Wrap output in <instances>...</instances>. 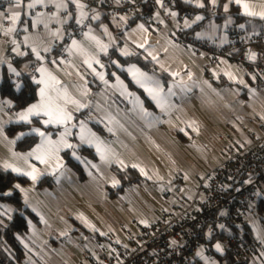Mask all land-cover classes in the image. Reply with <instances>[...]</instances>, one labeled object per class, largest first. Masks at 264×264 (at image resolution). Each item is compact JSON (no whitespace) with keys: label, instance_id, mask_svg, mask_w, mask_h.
Segmentation results:
<instances>
[{"label":"crops","instance_id":"0c3cea01","mask_svg":"<svg viewBox=\"0 0 264 264\" xmlns=\"http://www.w3.org/2000/svg\"><path fill=\"white\" fill-rule=\"evenodd\" d=\"M86 1L43 0L29 9L27 4L34 0H21L19 5L15 0H0V84L6 67L15 86L20 87L23 75H31L38 85L36 101L17 113L11 110V101L0 95V165L28 179L19 189L24 190L25 203L38 218L30 219L29 230L22 237L25 257L19 264H89L83 254L87 247L96 252L110 243L128 246L145 224L166 216L176 195L191 200L206 197L209 172L224 162L231 140L249 146L253 135L264 131V94L258 90V75L239 69L234 53L220 57L206 50L197 53L187 40L175 41L184 30L198 26L196 37L225 46L234 31L236 13L248 18L239 27L264 30V17L245 15L243 7L248 4L251 11L264 12V0H241L239 4L225 0L219 16L231 18L232 28L227 32L218 28V21L223 20L214 16L220 0L212 4L211 16L199 7L203 0H186L198 8L193 14L182 13L174 5L171 18L154 13L130 25L131 15L97 13L82 37H69L70 26L86 15ZM13 12L20 13L15 22L6 19ZM105 16L109 19H103ZM197 16L203 19L197 21ZM10 28L13 30L8 31ZM201 30L207 33L201 34ZM20 32L21 40L17 39ZM219 33L220 41L216 38ZM60 43L68 53L55 57L52 52ZM115 46L123 56L142 51L168 79L164 81L157 70L147 72L138 64L118 61H114L118 69L109 77L103 57ZM257 46L256 52H264V43ZM8 51L19 57L30 53L34 61L16 66ZM253 76L256 83H252ZM39 80L45 83H37ZM41 88L52 104L71 113L66 125L44 123L50 117L43 109H37L40 115L21 119L32 105L48 102L42 100ZM84 111L104 127L107 136L78 117ZM34 118L41 125L14 135L7 133L9 126L31 123ZM29 135L38 136V142L26 151L17 150L18 142ZM74 138L97 157L95 161L85 157L84 179L63 156L72 149L65 144L74 146ZM114 165H135L142 180L111 195V189L121 186ZM29 172L37 179L25 175ZM177 174L181 176L176 178ZM46 178H52L51 182H43ZM15 212L14 206L0 202L2 224ZM247 223L252 238L264 242V214L256 213ZM210 257L205 252L200 255L201 264H211ZM248 264H264V251L252 256Z\"/></svg>","mask_w":264,"mask_h":264},{"label":"built area","instance_id":"2783aa9c","mask_svg":"<svg viewBox=\"0 0 264 264\" xmlns=\"http://www.w3.org/2000/svg\"><path fill=\"white\" fill-rule=\"evenodd\" d=\"M86 3V15L78 20L82 23L77 21L71 26V37H82L97 13L132 16L145 6H151L153 14L171 18L175 0H87ZM22 37L23 32H20L17 39ZM182 40L181 34L175 37L177 42ZM188 41L197 53L206 50L217 57L234 53L239 69L264 77V52L255 51L257 45L264 43V30L249 31L238 27L231 33L230 41L220 47L204 38ZM67 53L66 47H60L59 56ZM253 53L254 60L250 59ZM38 65L35 62L33 67ZM258 90L262 91L261 85ZM225 151L224 162L209 172L204 199L191 200L176 195L166 216L145 224L141 234L133 236L128 246L110 243L96 252L85 248L83 254L89 264H201L197 255L200 248L210 255V240L221 232L226 233V246L240 259L249 260L263 252L264 242L247 240L235 232V228L255 216L264 199V131L259 136L253 135L249 146L231 140ZM180 176L177 174L176 178Z\"/></svg>","mask_w":264,"mask_h":264},{"label":"trees","instance_id":"16d2710c","mask_svg":"<svg viewBox=\"0 0 264 264\" xmlns=\"http://www.w3.org/2000/svg\"><path fill=\"white\" fill-rule=\"evenodd\" d=\"M106 1V0H101ZM204 8L207 14L210 15L212 12V3L210 0H203ZM225 0H220L218 3V7L214 16L218 19H222L224 16L220 17L219 13H221L222 5ZM175 8L179 9L180 12L184 13H194L198 8L192 2L186 0H175ZM73 6V4H71ZM154 10L151 6H145L142 11L132 15L130 19V25L136 23L138 20H147L153 14ZM213 13V12H212ZM211 13V14H212ZM211 16V15H210ZM109 19L108 16H105ZM235 28H238L240 23L248 18L243 17L236 13L235 16ZM74 24V23H73ZM72 24V25H73ZM71 25V26H72ZM70 26V28H71ZM245 28V27H244ZM198 26H194L190 29L184 30L181 34L182 38L187 40L196 37ZM70 30V29H69ZM195 35V36H194ZM70 37V34H69ZM189 42V41H188ZM60 47H65L64 43H60L55 45L54 50L52 52L53 56H57ZM258 48L262 46H257ZM263 51V49L261 50ZM7 56L11 59L12 63L16 66H20L21 64L27 61H34L32 54H27L23 57L15 56L11 52H7ZM114 61H118L122 65H128L130 63L138 64L145 71H156L157 67L155 63L146 58L142 51L138 50L135 54L130 56H123L118 46H115L111 49L108 55L103 57V63L105 64L109 77H112V73L116 71L118 68ZM158 71V70H157ZM156 71V72H157ZM124 73V72H121ZM161 77L164 81L168 79L165 73H161ZM125 74V73H124ZM259 83H263V77L258 76ZM20 87L15 86L17 82L14 81L12 74L8 68H4V76L3 80L0 84V95L3 98H8L11 101V110L13 112H20L28 105L36 101L37 99V89L38 85L32 80L31 75H23L21 78ZM80 118L87 120L94 129H96L99 133L107 136V132L104 127L99 124L93 117L90 116L89 112L84 111L79 114ZM41 122L38 118H34L31 123H19L13 124L8 127L7 133L9 135H14L17 131H27L31 129L33 126H39ZM39 137L36 135H29L20 140L17 144V150L26 151L32 148L37 142ZM74 140V146L71 150L65 151L63 153L64 158L66 159V164L75 169V171L79 174L81 179L86 178V169H85V157L89 158L91 161L96 160V155L91 148L80 145L76 138ZM113 171L118 176L121 181V186L117 189H111V195H115L118 192L126 189L133 184L142 180V177L139 171L134 166L121 167L119 165L113 166ZM52 178H46L43 182L48 181L51 182ZM28 183V179L26 177L17 175L12 171L6 169L5 167L0 165V202L11 204L15 207L16 212L12 216L11 219L4 220L3 224L0 222V261L2 264H19L22 262L25 257V249L22 244V237L29 230L30 219H38L36 215L30 210V208L26 205L23 194L17 185H25ZM6 193H10L7 194ZM264 214V199L260 202L257 208V215ZM235 232L241 234L243 238L247 240H252V230L249 224H243L241 227L235 228ZM218 241H224L226 244V233L221 232L213 236L210 240L212 249L211 256L215 255L220 264H248V260L238 258L234 253L230 251V249L226 247L224 254H218L214 251L213 246Z\"/></svg>","mask_w":264,"mask_h":264},{"label":"snow or ice","instance_id":"6c2138e0","mask_svg":"<svg viewBox=\"0 0 264 264\" xmlns=\"http://www.w3.org/2000/svg\"><path fill=\"white\" fill-rule=\"evenodd\" d=\"M15 2H16L17 5H19L21 0H15ZM67 2H75V0H67ZM210 2L213 5H215L217 0H210ZM234 2L239 4V3H241V0H234ZM42 3H43V0H34L33 3L27 4V8H29V9L34 8V7H36L37 4H42ZM62 6L66 7L67 4L65 3ZM58 7H59V5H58ZM78 7L82 8L83 5H78ZM199 7H204V4L200 3ZM224 7H225V11H227L228 10L227 9V5H225ZM243 7H244V14L245 15H248V16H257V15H259L261 17H264V12L257 13V12L251 11L249 9L248 4H244ZM0 15H3V14H0ZM81 15L83 16V13H81ZM173 15H175V13H173ZM19 17H20V13L19 12H13L10 16L6 17V19H9V20L15 22ZM93 19H98V17H93ZM202 19H203L202 16H197L195 18V20H197V21L198 20H202ZM78 23H82V20L78 21ZM185 23H186V26H190V25L187 24V21ZM141 27H143V26L141 25ZM240 27H244V25H241ZM12 30L13 29H11V28L8 29V31H12ZM25 40H27V37H25ZM72 44H73V46H76L77 42L75 40H73ZM141 47H143V45H141ZM104 48H106V46H104ZM47 50L48 49H45V51H47ZM102 50H103V48H102ZM124 54L127 55L128 53H124ZM37 56L39 57V53H37ZM39 58L43 59V57H39ZM255 58H256L255 54L254 53L251 54L250 59L254 60ZM53 62H55V61H53ZM97 63H99V61H97ZM89 67H91V65H89ZM101 67H103V65H101ZM11 71L15 72V69H11ZM40 71L43 72L44 70L40 69ZM129 71H131V69H129ZM16 74L19 75V73H16ZM97 75H100V74L97 73ZM133 75H134V78H135V73ZM141 75H146V74L141 73ZM174 75H175V73H174ZM101 78L103 79L102 75H101ZM36 82L37 83H45V81H43V80H39V81H36ZM137 82L139 83L140 81L137 80ZM157 87H158L159 91H162V88H159V85ZM149 93H150V95H153V99H156V95L153 94L152 90H149ZM40 94H41L42 100H47L48 102H45V103H42V104H39V105H32L31 107H29L27 109L26 113H22L21 114V119L22 120H28L31 115H40V111H37V109L45 110V115H48L50 117L48 120L44 121V123H46V124H48V123H58V124H65L66 125L67 122L72 119L71 113H68L65 110H63L62 108H60V106L58 104H56V105L52 104L50 102L51 101V97H47V98L45 97V89L44 88H41ZM73 102L76 103V101H73ZM84 106L85 105H80V107H84ZM36 131H39V130L37 129ZM66 131H67V128H66ZM21 135H23V134H21ZM40 135L44 136L45 134L41 132ZM82 139H83V137H82ZM65 146L69 147V148L73 147L72 144H65ZM36 158L38 160H41L42 163L45 162V161H43L41 159L40 156H37ZM6 167H10V165L6 166ZM134 167H135V165H134ZM13 170L14 171H20L19 169H15V168ZM25 175L31 176V178L33 180L37 179V176L33 175L31 172L25 173ZM16 187L19 188L20 186L17 185ZM20 190L24 191L23 189H20ZM7 194H10V193H6V195ZM220 227H223V225H221ZM215 247L217 248V250L222 251L220 244H217ZM201 254L202 253H198V255H201Z\"/></svg>","mask_w":264,"mask_h":264},{"label":"rangeland","instance_id":"374dc122","mask_svg":"<svg viewBox=\"0 0 264 264\" xmlns=\"http://www.w3.org/2000/svg\"><path fill=\"white\" fill-rule=\"evenodd\" d=\"M222 20H223V18H222ZM217 26H218L219 29H223L224 32L229 31V29L232 28V21H231V18H230V17H227V18L224 19L222 22H219V21H218ZM215 32H216V31H215ZM206 33H207L206 30H201V34H206ZM216 38H218L219 41H220V33L217 34ZM223 40H224V36H223ZM243 75H244V77H245V81H246V75H245L244 73H243ZM252 80H253L252 83H256V82H255V77H254V76H253V79H252ZM252 83H251V84H252ZM260 85H261V84H260ZM261 89H262V92H263V94H264V82H263L262 85H261ZM83 239H84V238H83ZM85 243H86V240H85ZM217 244H220L222 251L217 250V248L215 247ZM225 249H226V247L224 246V241H218V242L214 245V251H215L216 253H218V254H224V253H225ZM204 252H205V249H204L203 247H201L198 253H202V254H203ZM198 253H197V255H198ZM202 254H201V255H202ZM198 256H200V255H198ZM209 259H210L211 264H219V261L217 260V258H216L215 255H212Z\"/></svg>","mask_w":264,"mask_h":264}]
</instances>
